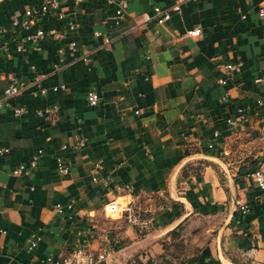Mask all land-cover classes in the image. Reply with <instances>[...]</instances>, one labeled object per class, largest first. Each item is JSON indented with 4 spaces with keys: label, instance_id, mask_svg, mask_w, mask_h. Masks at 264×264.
I'll return each mask as SVG.
<instances>
[{
    "label": "crops",
    "instance_id": "1",
    "mask_svg": "<svg viewBox=\"0 0 264 264\" xmlns=\"http://www.w3.org/2000/svg\"><path fill=\"white\" fill-rule=\"evenodd\" d=\"M49 1L0 0V37L10 43V55L0 54V100L12 78H43L48 90L25 92L0 114V149L9 150L0 156V264L65 259L81 243L105 255L98 264H160L180 230L191 248L182 264H264V193L253 178L264 167V89L256 84L264 78V0H197L165 25L142 26L144 14L176 0H128L121 23L119 0H60L78 32L55 10L29 30L16 25ZM196 28L203 35L189 36ZM39 30L57 36L27 39ZM227 63L241 72L221 86ZM51 106L55 116L37 114ZM21 107L27 114L16 117ZM40 151L34 172L14 175ZM115 201L147 212L151 230L107 216Z\"/></svg>",
    "mask_w": 264,
    "mask_h": 264
},
{
    "label": "built area",
    "instance_id": "2",
    "mask_svg": "<svg viewBox=\"0 0 264 264\" xmlns=\"http://www.w3.org/2000/svg\"><path fill=\"white\" fill-rule=\"evenodd\" d=\"M83 0H76L77 4H80ZM197 0H176L174 4L168 8L155 7L153 14H144L139 20L138 26L148 25L152 22H156L158 25H165L171 21L174 13H180L184 5L195 2ZM116 18L117 22L121 23L125 20L127 11L129 9L128 0H119L117 2ZM51 10L57 11V16L59 21L68 28L71 32H78L81 28V24L75 20L68 18L66 12L61 9L60 0H50L47 3H44L40 8L29 9L26 11V18L21 23L16 22V25H21L24 29L29 30L36 22L40 21V18L45 14L49 13ZM60 10V12H59ZM260 17L264 20V6L259 10ZM101 35V33H97ZM189 36L192 37H201L203 32L201 28H196L188 32ZM49 36H57L55 31L46 32L44 30H39L36 35L29 36L27 39L33 42L43 40ZM264 41V36H263ZM111 41L106 40V45H110ZM19 50H23L22 46L18 47ZM68 50L72 53L78 51V45L74 42L68 45ZM64 52V49L61 50V53ZM0 54L4 56L10 55V43L8 41H3L0 37ZM93 52H87L83 55L82 60L85 64H91ZM241 72L240 64L227 63L224 65L221 76L218 79V83L221 86H227L231 81H233L238 73ZM43 78H37L35 81L30 83L19 82L16 78H12L11 84L4 91V98L0 100V114L5 108H11L12 104L10 100L18 98L25 92H31L34 96H46L48 90L43 86ZM257 86L263 90L264 89V78L256 80ZM65 91L66 86L54 87V92ZM87 101L91 107H98L101 102L100 95L97 91H90L87 95ZM230 102V96L228 93H225L220 103L222 105H227ZM58 112V106H51L46 110H39L37 114L39 116L53 117ZM239 113H242L243 110H239ZM14 113L16 117H22L27 114V109L24 107L14 108ZM230 124L234 125V121H229ZM85 142L78 144L79 147L85 146ZM211 148H214L213 145H210ZM9 153L8 149H0V156L6 155ZM42 155L40 151L37 156H34L28 165H20L14 170V175H30L34 172L39 166V160ZM59 171L63 175L70 173V168L66 166L62 161L59 162ZM253 178L255 184L264 193V167L259 168L253 173ZM97 181V178H95ZM127 192L131 193L132 188L127 186L125 189ZM57 209H61L60 206ZM244 213L248 212L247 206L241 207ZM105 214L109 217H118L120 219L126 220V222L136 228L140 233L145 234L149 232L152 228V217L141 208H139L134 202H111L105 206ZM37 246L36 242H31L30 249L33 250ZM105 259V255H96L87 244H79L77 250L71 254L68 258H54L52 256L48 257L43 264H98L99 262Z\"/></svg>",
    "mask_w": 264,
    "mask_h": 264
},
{
    "label": "rangeland",
    "instance_id": "3",
    "mask_svg": "<svg viewBox=\"0 0 264 264\" xmlns=\"http://www.w3.org/2000/svg\"><path fill=\"white\" fill-rule=\"evenodd\" d=\"M175 240L176 241L169 246L168 254L164 256L160 264H182L183 260L190 256L189 251L191 248L185 244L182 230L177 232ZM181 253L186 256L183 258V255H180Z\"/></svg>",
    "mask_w": 264,
    "mask_h": 264
},
{
    "label": "trees",
    "instance_id": "4",
    "mask_svg": "<svg viewBox=\"0 0 264 264\" xmlns=\"http://www.w3.org/2000/svg\"><path fill=\"white\" fill-rule=\"evenodd\" d=\"M174 234L176 235V232Z\"/></svg>",
    "mask_w": 264,
    "mask_h": 264
}]
</instances>
